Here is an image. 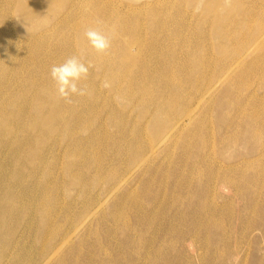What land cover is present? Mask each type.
Segmentation results:
<instances>
[{"label":"rangeland","instance_id":"obj_1","mask_svg":"<svg viewBox=\"0 0 264 264\" xmlns=\"http://www.w3.org/2000/svg\"><path fill=\"white\" fill-rule=\"evenodd\" d=\"M263 31L264 0H0V264H264Z\"/></svg>","mask_w":264,"mask_h":264},{"label":"clouds","instance_id":"obj_2","mask_svg":"<svg viewBox=\"0 0 264 264\" xmlns=\"http://www.w3.org/2000/svg\"><path fill=\"white\" fill-rule=\"evenodd\" d=\"M88 45L97 53L105 52L110 46V39L104 32L90 28L84 32ZM90 64H86L81 55H71L62 62L53 64L49 69L50 79L56 86V92L62 99L85 95L81 82L89 74Z\"/></svg>","mask_w":264,"mask_h":264},{"label":"bare ground","instance_id":"obj_3","mask_svg":"<svg viewBox=\"0 0 264 264\" xmlns=\"http://www.w3.org/2000/svg\"><path fill=\"white\" fill-rule=\"evenodd\" d=\"M23 1H24V0H23ZM28 1H29V0H28ZM34 1H35V0H34ZM160 1H161V0H160ZM30 2H31V1H30ZM36 2H37V1H36ZM48 2H50V0H48ZM103 2H104V1H103ZM111 2H112V1H111ZM27 3H29V2H27ZM27 3H26V4H27ZM31 3H32V2H31ZM26 4H24V5H26ZM29 5H30V4H29ZM29 5H27V8H28ZM20 7H22V6H20ZM24 7H25V6H24ZM118 7H119V6H118ZM145 7H146V5H145ZM29 8L32 9V13L34 14L35 11L38 9V5H37L36 3H33L32 5L29 6ZM29 8H28V9H29ZM125 8H126V7H125ZM20 9H21V8H20ZM20 9H19V10H20ZM28 9H27V10H28ZM119 9H120V8H119ZM22 10H23V7H22ZM144 10H145V9H144ZM19 12H20V11H19ZM23 12H24V11H23ZM10 18H11V17H10ZM262 37H264V31H263L262 35L260 36V38H262ZM258 40H259V39H258ZM258 40H256V41H258ZM131 53H132V52H131ZM234 64H235V63H234ZM234 64H233V65H234ZM236 64H237V63H236ZM233 65H232V66H233ZM229 71H230V70H229ZM226 73H227V72H226ZM224 75H225V74H224ZM221 79H222V77L220 78V80H221ZM214 85H215V84H214ZM205 95H206V94H205ZM205 95H204V96H205ZM197 101H198V100H197ZM197 101H196V102H197ZM197 104H198V105H197ZM196 105H197V107H198V106H199V103L197 102ZM196 105H195V106H196ZM194 110H195L194 107H193V108L190 107V109H188V110L186 111L187 113H185V115L183 116V118H182L179 122H177L176 126L178 127L179 125H182V124L186 123V121L189 120V118L192 117V115L194 114V113H193ZM176 126H175V127H176ZM184 126H185V125H184ZM172 130H173V129H172ZM170 132H171V131H170ZM168 136H169V135H168ZM168 136L166 135V137H168ZM165 141H166V140H165ZM163 142H164V141H163ZM161 143H162V141H161ZM233 143H234V142H233ZM159 144H160V143H159ZM158 146H159V145H158ZM158 146H157V147H158ZM148 148H149V147H148ZM151 151H152V150H151ZM148 152H149V151H148ZM147 154H148V153H147ZM145 156H146V155H145ZM222 186H223V185H222ZM224 186H225V185H224ZM224 188H225V187H224Z\"/></svg>","mask_w":264,"mask_h":264}]
</instances>
